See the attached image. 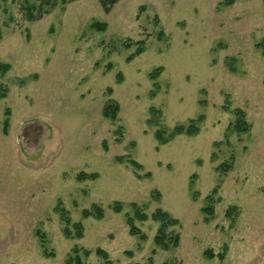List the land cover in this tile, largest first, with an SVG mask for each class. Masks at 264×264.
Returning <instances> with one entry per match:
<instances>
[{
  "label": "rangeland",
  "instance_id": "374dc122",
  "mask_svg": "<svg viewBox=\"0 0 264 264\" xmlns=\"http://www.w3.org/2000/svg\"><path fill=\"white\" fill-rule=\"evenodd\" d=\"M40 3L0 0V264H264L263 0Z\"/></svg>",
  "mask_w": 264,
  "mask_h": 264
},
{
  "label": "trees",
  "instance_id": "16d2710c",
  "mask_svg": "<svg viewBox=\"0 0 264 264\" xmlns=\"http://www.w3.org/2000/svg\"><path fill=\"white\" fill-rule=\"evenodd\" d=\"M77 0H68V2H75ZM119 0H97L100 8L102 9L104 14H108L111 9L113 8V6L118 2ZM236 0H224V4L226 6L232 5ZM56 2L57 0H41L39 9H37L36 11H38V17L42 16V11L44 9V7H47L48 10L49 9H53L56 6ZM263 6H264V0H263ZM47 12V11H44ZM31 14V13H30ZM6 65H2L0 64V70L4 71L6 69ZM160 69H156L154 71H152L149 74L150 79L155 80L159 74ZM117 110V107L114 106L112 108H108L104 107L103 108V116L105 118H110V117H114V114ZM239 114V113H238ZM244 124V125H243ZM233 129L236 130L237 132H241V131H245L247 129L245 123H241L240 119H238V121H236L235 125H233ZM186 134V135H193L194 133H196V129L195 127H193L192 125H189L187 128H183V127H177L174 129L173 134ZM156 138H158L160 141L163 142V140L161 139L160 135L158 133H156ZM126 163L128 165H130L135 171H138L141 169V166L136 163L133 160H127ZM91 178L94 177V175L90 176ZM134 207V218L139 219L140 221L146 220L147 216L141 212L138 211L136 205H133ZM59 211V214L63 220V222L65 223L66 227L64 229V233L66 236H68L69 232L67 230V226L70 224L68 218L66 217V212L63 209H57ZM115 211H119L120 208L118 205H115L114 207ZM98 216L100 217L101 212L99 210H96ZM89 213L86 211L84 212V217H88ZM150 218L156 222L158 224V229L156 232V235L154 236V244L163 249V250H169L170 248H175L178 244V235L174 234L172 231H167V229L169 227L174 226L175 224H177V221L175 219H172L167 213L161 211V210H156L151 216ZM127 224L130 228V233L131 234H139V232L135 229L134 225H133V218L132 217H128L127 218ZM73 227L77 230V237L80 236V229H81V225L80 224H74ZM95 253L100 256L101 258H103L104 262L103 264H108L107 257L106 254L100 250L97 249L95 251ZM89 251H84V255H89ZM221 258V255L219 256ZM71 260H73L75 262V264H82L80 261V258L78 257L77 253H75L74 257L71 258ZM71 260L69 259V261H67L66 264H72Z\"/></svg>",
  "mask_w": 264,
  "mask_h": 264
}]
</instances>
